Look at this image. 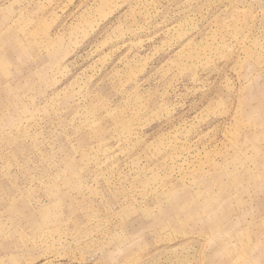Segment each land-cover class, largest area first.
<instances>
[{"label":"rangeland","instance_id":"374dc122","mask_svg":"<svg viewBox=\"0 0 264 264\" xmlns=\"http://www.w3.org/2000/svg\"><path fill=\"white\" fill-rule=\"evenodd\" d=\"M0 264H264V0H0Z\"/></svg>","mask_w":264,"mask_h":264}]
</instances>
